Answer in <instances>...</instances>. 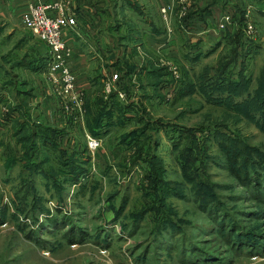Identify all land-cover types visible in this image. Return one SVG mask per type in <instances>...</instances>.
I'll use <instances>...</instances> for the list:
<instances>
[{
	"label": "rangeland",
	"instance_id": "374dc122",
	"mask_svg": "<svg viewBox=\"0 0 264 264\" xmlns=\"http://www.w3.org/2000/svg\"><path fill=\"white\" fill-rule=\"evenodd\" d=\"M127 2L137 4L161 35L149 49L156 63L162 58L185 67L190 51L192 57L200 55L186 67L195 86V76L209 68L214 80L224 82L210 97L192 88L190 96H175L170 103L150 88V100L138 87L132 91L128 104L143 100L153 121L168 124L145 132L157 143V155L151 158H133L135 148L118 143L141 126L132 120L110 134L101 133L102 145L94 157H83L86 144L78 134L77 150L64 142V157L54 150L48 162L45 154L32 156L41 167L28 168L13 129L2 117L0 264H264V0H107V7L118 6L115 12L111 9L116 20L111 22L121 24L123 33L132 25L131 16L140 22L144 18L133 15ZM213 5L212 28L207 29L194 10ZM235 5L244 8L252 23L253 36H245L254 49L247 41L241 51L245 57L222 75L218 63L234 48L225 36L236 32ZM184 7L192 13L189 26L181 25L183 33L176 32L181 24L177 14ZM225 14L233 21L225 33H217ZM22 15H0V59L23 53L22 46L15 48L25 38L30 46L37 43L40 51H47L25 29ZM1 64L5 70L11 66ZM4 72L0 94L8 77ZM19 78L26 82L24 74ZM182 81L181 73L176 91L182 89ZM10 98L16 105L21 99L12 92ZM188 134L195 142L194 154L185 158ZM226 147L247 166L249 184L230 174L222 152ZM68 151H78L79 157L73 159ZM10 158L15 164L7 170ZM72 159L68 167L66 161Z\"/></svg>",
	"mask_w": 264,
	"mask_h": 264
},
{
	"label": "trees",
	"instance_id": "16d2710c",
	"mask_svg": "<svg viewBox=\"0 0 264 264\" xmlns=\"http://www.w3.org/2000/svg\"><path fill=\"white\" fill-rule=\"evenodd\" d=\"M127 5L129 6V9L133 12V15L137 16L138 18H141L143 16V10L137 5V4H131L130 2H127ZM118 6H113V9L116 11ZM210 6H206L203 9H197L198 14L200 18H203L205 14L208 13V8ZM236 7V14H235V24H236V32L232 35H226L225 38L229 39V43L233 49H231L230 53L223 57V63H218L219 72H222V75L235 63L240 61L241 57H245V55L241 51L245 49L247 44L249 46H252L251 51H253L254 46L252 43V39L245 36V29L248 23V19L245 16L246 13L244 11V8L235 5ZM196 10V11H197ZM116 14V13H115ZM189 13L183 20V24L187 23L188 19L190 18ZM144 17V16H143ZM233 21V17H232ZM146 24H144V23ZM143 22L138 21L136 24V27L132 28L133 26L127 25L126 33L122 36L121 40L130 42L131 40H134L133 43H141L142 36L144 34L143 27H150L151 31L153 33H157V29L154 28L153 23L148 22L146 18H143ZM185 27V26H184ZM122 28L121 24H115L114 30L120 31ZM143 31V32H142ZM227 30L223 31L224 33ZM177 32V31H176ZM222 32V33H223ZM244 35V36H243ZM248 41V43H247ZM247 43V44H246ZM191 47V46H190ZM190 52V51H189ZM187 52L185 55V58L187 59L188 63L185 67L179 65L181 69V73L183 75V81H182V89L178 88L176 91V96L179 99H183L186 96H190L192 88H196L200 90L201 92L205 93L208 97L212 96V92L217 91L221 88V84H223L224 81L214 80L213 76L210 74V68L206 69L203 73L195 76V80L197 81L199 86H195L191 81V75L187 68L189 69L192 67L198 60L200 55H195L192 57V54ZM135 53V51L133 52ZM250 53L246 52V55ZM2 56L1 57V63L2 61L9 65L11 63L10 69L15 70L16 68H24L28 69L29 71H40L43 70L46 66L47 62V51L46 56H37L36 54H25L22 57L17 56L15 59ZM133 55V54H132ZM0 63V73L5 71L4 74L7 77L6 81L4 82L3 86L4 88H11V92L15 93L17 98H21L18 101V105L15 106V110H18L21 114V117L23 119L22 122H18L17 120H14L11 128L13 129V136L16 139V142L21 145L22 147V159L26 161L28 168L31 166L36 165L37 169L39 170L41 167V161L32 162V156H35V159H39L40 156L42 157L44 154L46 156L43 157L48 162V159H52L55 157V155H49V152L57 151L56 155H60L61 157H64L65 150L63 151L58 141V131L51 127H46L43 123H38L35 121H32L29 117L26 105L24 104V99L26 95H28L27 92L22 91L21 88H19L20 82L15 80V77L12 75V73L8 72V70L4 69L2 67V64ZM125 66L122 67L123 69V78L125 80V85L123 88L127 91L128 96L131 95V75H133L137 68L132 65L124 64ZM187 67V68H186ZM222 75L216 76L217 79H222ZM168 76L165 68H159L156 67L153 62L148 63L147 68H140L137 72V84H138V90L141 92V94L144 95V99L150 100L152 96H148L147 89H152L153 93L156 95L158 93V87L163 82V79H165ZM98 81L100 80L102 85V77L97 78ZM120 82V80H119ZM200 88V89H199ZM23 95L22 97H20ZM160 95V94H159ZM162 100L164 98L162 96L159 97ZM86 110H88V132L93 137L101 138L99 135L102 134H110L112 130L117 128H122L127 125L128 122H131L132 120L137 121L141 124L138 129L129 132L127 135H124L121 137L120 142H118L121 145H127L129 147L135 148V153L132 155L133 158H143V157H153L156 156L155 148L157 146V143H155L152 136L147 135L145 132L147 130L155 131L157 128L161 127L165 129V127L168 125L164 122H162L160 119L157 121H153L151 118V115L146 112V108L144 106L143 100L136 101L132 104H124L121 101H119L118 97L115 93H112L108 96L106 100H104L102 97H94L93 100L87 99V96L85 97L84 102ZM222 105V104H220ZM14 109V108H13ZM10 111V110H9ZM13 111L10 114H6L4 121H8L9 119H12ZM157 127V128H156ZM183 131L185 133L193 134L194 131L192 129L185 130L183 128ZM188 137V144L184 146V151L182 152V156L185 158L192 157L194 154V144L195 142L193 139ZM172 141L174 140V136L171 138ZM151 140L153 141V144H151ZM185 141V140H183ZM188 145V146H187ZM222 152L224 155V159L226 160L228 164V169L232 177L234 179L240 181L241 184H249V181L251 178L246 174L247 173V166H245V163H240L241 157L230 147L222 148ZM73 159L79 157L78 154H74ZM83 157L90 158L89 153L87 151L86 145L83 152ZM66 161L68 167H72L74 160ZM15 164V158H10L9 162L5 164V168L7 170L11 169ZM245 175L242 177V175ZM259 186L256 188L258 189ZM76 244V243H75Z\"/></svg>",
	"mask_w": 264,
	"mask_h": 264
},
{
	"label": "crops",
	"instance_id": "0c3cea01",
	"mask_svg": "<svg viewBox=\"0 0 264 264\" xmlns=\"http://www.w3.org/2000/svg\"><path fill=\"white\" fill-rule=\"evenodd\" d=\"M41 2H57L62 0H40ZM69 6L76 15L77 27L71 33H66V40L72 45L73 58L69 62L70 67L76 75L78 85L80 88L85 90L87 99L90 101L94 97H102L104 95V83L102 85L100 80L97 78L102 77L103 72L118 73L120 75V83L117 84L118 88L122 92H126L123 86L125 85V80L123 78L124 64L132 65L137 68V71L131 75V95L132 91L136 90L138 84L136 82L137 72L140 68H147L149 61L155 64V60L150 58L149 49H154V42L159 41L158 39L161 35L158 33H153L150 27H143L144 34L142 36L141 43L134 44L131 40L130 42L122 41L121 38L124 35V31H115L114 23L111 21L114 19L112 13L113 7H107V0H68ZM0 15L6 14L10 17L17 16L20 18L25 12L28 0H5V5H3V0L0 1ZM199 6V4H198ZM201 7V6H199ZM118 10V7L116 11ZM197 10V7L194 11ZM115 12V10L113 9ZM131 11V10H130ZM208 13L203 16V18L198 17L199 20H203L205 28L211 29L209 16L215 11V6L208 8ZM132 12V11H131ZM195 13V12H193ZM187 13L184 17L180 18L178 15V21L180 20L181 25L187 27L189 26V20L187 25L183 24L182 20L188 15ZM132 28L136 27L138 21H135L133 16H131ZM193 17V16H192ZM81 22V24L79 23ZM79 23V25H78ZM116 24V23H115ZM180 26L176 31H180ZM174 27V25H172ZM148 30V31H147ZM142 31V32H143ZM210 31V30H209ZM173 33V32H172ZM153 34V35H152ZM158 34L160 36H158ZM166 34V31H165ZM167 35L170 37V35ZM183 36L182 34H180ZM174 36V35H173ZM145 40V41H144ZM169 40V39H168ZM148 41V43H147ZM35 44V43H34ZM25 38L19 41L16 45V50H20L22 46L23 53L20 51L17 54H13V59L17 56L22 57L25 54H36L37 56H46V50L43 52L38 48L36 43L35 46ZM163 45V42H161ZM90 49V51L87 49ZM138 48L143 49V56L139 55ZM135 51V53H133ZM153 51V50H152ZM133 54V55H132ZM11 64V63H10ZM156 66V65H155ZM157 67V66H156ZM8 72L12 73L15 80L20 82L19 88L22 91L28 93L26 95L24 104L26 105V110L32 121L43 123L46 127L54 128L58 131V142L63 147L64 142L68 144L69 148L79 147L76 141V135L81 134V136L86 138L87 135H91L88 132V110H86L84 105V114L78 116L77 118L71 117L66 118V116L61 111L60 103L54 97L49 95V84L45 79V76L40 71H29L24 68H16L11 70L8 67ZM20 73L24 74L25 81L19 78ZM29 78V79H28ZM6 91V92H5ZM11 89L3 88L2 94H0V119L5 117L6 114H10L13 111L12 119H9L7 123L12 126L14 120L22 122L23 119L18 110H15L16 102L10 98ZM30 92V97L29 96ZM9 94V96L7 95ZM130 95V96H131ZM23 95H21L22 97ZM28 98V99H27ZM27 99V100H26ZM105 100V99H104ZM14 108V109H13ZM10 110V111H9ZM3 120V118L1 119ZM86 144V141H85ZM69 155L80 154L78 151L69 152Z\"/></svg>",
	"mask_w": 264,
	"mask_h": 264
},
{
	"label": "built area",
	"instance_id": "2783aa9c",
	"mask_svg": "<svg viewBox=\"0 0 264 264\" xmlns=\"http://www.w3.org/2000/svg\"><path fill=\"white\" fill-rule=\"evenodd\" d=\"M166 13V10H162ZM188 10L184 7L179 14L182 18ZM21 22L30 35L47 49V62L42 70L43 76L49 84V95L58 100L62 113L66 118L81 116L84 114V102L86 92L80 88L75 73L69 65L73 58L72 45L66 40V33H71L77 27L76 15L69 6L68 0L57 2H41L40 0H28ZM232 23V17L225 14L221 17L216 26V32L225 31ZM184 27L180 26L183 33ZM245 34L253 36L254 29L252 23L248 21ZM169 35V30H168ZM140 56L143 52L138 48ZM155 65L165 68L168 76L160 84L158 92L166 103L174 101L176 96V86L181 77L180 68L174 63L164 59H159ZM120 75L118 73L107 72L102 74L104 83L103 99L115 93L119 101L128 104L129 96L126 92L119 90ZM86 148L90 157H94L98 149L101 148L102 140L91 135L85 138Z\"/></svg>",
	"mask_w": 264,
	"mask_h": 264
}]
</instances>
